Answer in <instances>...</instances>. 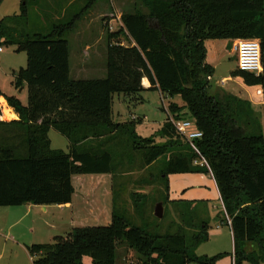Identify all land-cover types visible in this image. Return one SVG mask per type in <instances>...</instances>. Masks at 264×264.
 I'll use <instances>...</instances> for the list:
<instances>
[{
  "label": "trees",
  "instance_id": "obj_1",
  "mask_svg": "<svg viewBox=\"0 0 264 264\" xmlns=\"http://www.w3.org/2000/svg\"><path fill=\"white\" fill-rule=\"evenodd\" d=\"M38 2L23 0L21 14L0 22V42L26 52L28 63L14 74L16 89L27 87L26 106L0 89L19 117L4 118L0 102V207L69 204L73 176L110 174L113 212L110 226L75 227L52 244L28 247L33 264H118L120 247L137 253L134 264H216L225 253L197 255L210 241V203L169 199V176L181 173L213 176L235 264H264V123L249 100L213 90L215 69L206 58L208 41L259 40L261 75H232L264 93V0H141L108 33L105 78L87 80L70 76L68 35L88 7L48 31H33L30 7ZM144 78L148 90L184 104L170 103L169 118L149 138L136 132V121L119 124L112 115L113 96L138 97ZM171 117L193 121L203 137L191 145ZM53 130L67 139L68 153L52 149ZM133 171L147 173L143 187L163 186L159 202L174 209L179 223L150 220V195L139 192L131 194L136 216L129 214L115 182Z\"/></svg>",
  "mask_w": 264,
  "mask_h": 264
},
{
  "label": "rangeland",
  "instance_id": "obj_2",
  "mask_svg": "<svg viewBox=\"0 0 264 264\" xmlns=\"http://www.w3.org/2000/svg\"><path fill=\"white\" fill-rule=\"evenodd\" d=\"M51 1L53 4L50 7ZM140 1L141 0H93L88 5V0H40V4H38L37 8H34L33 5L30 7L32 15H30L29 18L28 28L32 30L33 26H39V15L45 20L46 23L48 22V25L51 27V24L54 22L63 19L68 21L69 18L72 17L71 15L77 14L82 9L88 7L86 8L87 11L85 12L82 19L84 30H86L89 33L88 35H91L92 37L101 38L102 33L104 34L102 41H95L99 50L97 51V56L93 59L97 66L102 69L104 68V59L102 57L106 53V38L108 33L116 32L121 26L120 20L122 15L126 13H133L136 8L141 6ZM21 4L22 2H18V0H4L0 6V22L7 15H13L15 12L21 14V11L18 9V6ZM144 11L146 12V10ZM64 13L66 16L62 17ZM56 16L59 18H55ZM37 27H34L33 31H36ZM41 27L42 25H40V28ZM82 29L83 28H81V30ZM45 30L46 29L44 28V31ZM213 41L227 43L225 46L222 43V47L219 44L214 45V47H217V50L214 49L213 51H211L212 47L210 44H208V46L206 45V50L209 52L210 57L212 58V55L215 56L214 61H217V64L215 65L216 72L213 81L211 82L214 88L213 90H215L217 87L226 93L235 94L242 99L249 100L250 102L253 100L254 102L252 103L255 106V110L261 114L262 122L264 123V93H262L261 87H248L241 78L232 75V72L234 73L235 71L239 70L237 68V57L232 52V42L229 44V42L226 40ZM213 41L209 42L212 43ZM120 42L128 45V42H126L124 39ZM0 49H2L0 50V89L2 93L8 97H12L17 94L18 99L24 101V104H26L27 87L24 86L23 91L20 93L21 88L16 89L14 78L15 73L20 72V70L25 69L28 66L26 52L19 51L16 45H9L3 42H0ZM230 52L232 53L230 54ZM74 77L75 76H72V78ZM88 77L91 79H96L101 78V75L96 74L93 76H87V78ZM87 78L83 77V79ZM113 97L114 100L112 106V115L114 122L125 124V122L136 121V132H138L142 138L156 136L159 133L158 131L161 129L163 123L169 118V114L166 112V110L168 109L170 103H176L178 106L184 105L180 98L178 100H169L161 95V93L148 89H144V91H142V93L135 98H129L118 94H115ZM4 116L7 118L5 112ZM49 135L50 139L52 140V149H59L68 153L69 143L65 137L57 133L55 130L51 131ZM156 143L162 144L163 139H156ZM146 174L147 173L144 171H133L132 173L126 174L125 176L116 180L115 187H117V189H123L122 199L126 202V205H128L127 208L129 214L133 217L136 215L134 206L131 203V194L133 192H139L140 194L150 195L149 215L150 220H152V216L155 217L156 206L158 203H161L159 201L162 200L161 193L163 186L154 184L152 186L146 185L143 187L141 182L146 177ZM202 176L208 178L209 182L203 181L201 179ZM106 177L108 179V183H110L112 180L113 186L112 175L108 174ZM169 178L170 200H200L202 198L200 196H205L208 198V200H210V217L213 213V216L211 217L212 230L210 229L212 233H210V241L201 245L197 251V255L200 257L201 255L213 257L219 255V253L222 252L225 253L224 258L220 259L216 264H233L234 261L231 255L233 253L232 250L234 238H232V234L227 223L220 221V218H225V215L223 213L224 211L222 210V202H220L218 186L215 184L214 179L203 173L173 174L170 175ZM102 188H105V192L107 191L106 196L108 195L109 190L112 191L113 189V187H111V183L108 187L107 185L103 184L101 186V189ZM198 200H195V202ZM163 206L164 215L160 221H163L164 225L166 226L172 222L179 223L178 215L175 213L174 209L169 204H163ZM3 209L5 208L0 207V211ZM167 211L169 212L168 214ZM13 217L14 216H12V218L10 217V219L5 217L0 219V254L2 251L5 253V257L0 261V264H32L31 262H27V258L22 255L23 248H18V244H16L14 241L15 239L13 240L10 237L5 239L4 235L7 234V230L2 225H5L6 222L13 223V221H15ZM94 222H91L92 226L94 224L105 225L104 220L98 221L97 223ZM219 226L220 228L218 229ZM19 228H21V226L16 228V231L14 230L15 235H19V231H17ZM65 228L66 226L62 229L64 230ZM63 230H61L60 233H56L57 231L54 229L44 227L41 229L38 228V241L39 243L43 244H52V236L56 237L58 234L67 236L72 232V230L69 231V229L66 231ZM118 254V264H134L138 261V255L133 250H127L126 248L120 247L118 249ZM87 264L91 263L88 262ZM243 264L251 263L246 261Z\"/></svg>",
  "mask_w": 264,
  "mask_h": 264
},
{
  "label": "crops",
  "instance_id": "obj_3",
  "mask_svg": "<svg viewBox=\"0 0 264 264\" xmlns=\"http://www.w3.org/2000/svg\"><path fill=\"white\" fill-rule=\"evenodd\" d=\"M22 1L23 0H18V2H22ZM76 1H79V0H76ZM38 4H40V2H38ZM38 4L33 7L37 8ZM52 4L53 3L51 1L50 7L52 6ZM20 7L21 5L18 6V9L21 11ZM83 10L84 9H82L81 11ZM13 15H19V14L15 12L13 13ZM13 15H7L6 17H4V19L7 17H13ZM30 15H32L31 11H30ZM64 16H66L65 13L63 14L62 17ZM38 17H39L38 19L39 26L38 27L37 25L33 26V29L34 27H37L36 30H44V28L47 31L50 30V26L48 25V22L46 23L45 20L40 17V15ZM55 18H59V17L56 16ZM82 22L83 20L80 21L77 24L79 26H77V28L73 32L69 33L68 35V42L70 43V55H69L70 76L71 78L72 76H75L74 78H72L74 80H87V79H91L89 77L87 78V76H93V75L98 74V75H101V78H97V79H103L105 78V76H102V75H106V72H107L106 53H107V49L109 45L108 39L106 38V42H107L106 43V53L102 57L104 59V63H103L104 68L101 69L97 66V64L95 63V61H93V59L97 56L98 54L97 51L99 50L98 46L96 45L97 43L95 41L97 42L102 41L104 38L103 37L104 34L102 33L101 38L92 37L91 35H88L89 33L86 30H84V25ZM40 25H42L41 28H40ZM81 28L83 29L81 30ZM228 42L229 44H231V42L233 41L231 42L228 41ZM222 43L224 44V46L227 44L226 42H214L213 41L212 43H210L208 41L206 45L208 46V44H210V46L212 47L211 51H213L214 49L217 50V47H214V45L219 44L222 47L223 45ZM207 53H208L206 56L207 61L215 69V72H216L215 65L217 64V61H214L215 56L212 55V58H211L209 52ZM231 53L232 52H230V54ZM82 76L87 79H83ZM149 86H150L149 80L147 78H144L143 87L145 89H148ZM23 89L24 88H21L20 93L21 91H23ZM15 96L17 97L18 95L15 94L13 97ZM0 100L2 102V107L6 105L8 106V109L11 110V112L8 115L5 113L7 118L6 117L4 118H6L8 121L18 120L19 117L17 116V114H15L14 110L10 108V106L7 103V100H5V97H1ZM21 102L23 103V105L26 106L28 103V99H27L26 104H24V101L22 100ZM252 102L254 101L252 100ZM4 112H5V108L3 109V113ZM51 146H52V140H51ZM56 150H59V149H56ZM207 176L213 178L211 174ZM201 179L205 182H209L208 178L204 176H202ZM72 183H73V187L75 188V192L73 195L72 202L69 204L55 205V206H40V205L33 206V205L28 204V205L19 206L18 208L4 207L5 209L0 211V219L3 217L10 219V217L12 218V216H14L13 219L15 221H13V223L6 222L5 225H2L7 230V234L4 236H5V239H8L9 237L13 240L15 239L14 241L16 242V244H18L17 245L18 248L19 249L23 248L22 255H24L27 258L26 259L27 262H31L32 264L34 263L33 259L31 258L28 252V247L33 246V245L43 244V243H39L38 241L39 240L38 235H37L38 228L41 229L44 227V228L54 229L55 231H57L56 233H60V231L63 230L62 228L65 226L66 228L63 231H66L67 229L71 231L75 227L92 226L91 224L92 221L93 222L95 221L94 223H97L98 221H103V220L105 221V225L94 224L93 226H110L109 223H111L110 219H112V212H113V206H112L113 189L112 191L109 190V193L106 196L107 191L106 192L104 191L105 188L101 189V186L105 184L108 187L109 184L111 183V187H112V180L110 183H108V179L106 175H97V174L75 175L73 176ZM200 197H202L200 200L191 199L189 201L198 200L197 202L207 201L209 203L210 200H208V198H206L205 196H200ZM182 200H185V199H181L179 201H182ZM222 210L224 211L223 203H222ZM212 214H211V217L213 216ZM19 226H21V228L17 230L19 231L18 233L19 235H15L14 230L16 231V228H18ZM219 228L220 226L218 227V229ZM211 230H210V233H212ZM57 236H62V235L58 234ZM54 238L55 236L54 237L52 236V239ZM233 242H234V239H233ZM233 251H234V244H233L232 252ZM4 257H5V253L4 251H2V253L0 254V261L3 260ZM86 262L88 263L90 261L86 260Z\"/></svg>",
  "mask_w": 264,
  "mask_h": 264
},
{
  "label": "built area",
  "instance_id": "obj_4",
  "mask_svg": "<svg viewBox=\"0 0 264 264\" xmlns=\"http://www.w3.org/2000/svg\"><path fill=\"white\" fill-rule=\"evenodd\" d=\"M2 50V49H0ZM232 52L237 57V68L245 73H251L260 76L263 72L262 66V56H261V42L256 39L250 40H234L232 42ZM212 82L213 78H209ZM2 107V102H1ZM5 106L2 107L4 109ZM135 120V119H134ZM171 123L174 125L176 130L184 137L186 140L193 145L194 141L201 139L203 133L197 130L195 124L191 120H179L176 121L171 117ZM195 165H205V162H195ZM233 257V264H235V257Z\"/></svg>",
  "mask_w": 264,
  "mask_h": 264
},
{
  "label": "water",
  "instance_id": "obj_5",
  "mask_svg": "<svg viewBox=\"0 0 264 264\" xmlns=\"http://www.w3.org/2000/svg\"><path fill=\"white\" fill-rule=\"evenodd\" d=\"M164 215V206L161 203H158L155 209V217L161 220Z\"/></svg>",
  "mask_w": 264,
  "mask_h": 264
},
{
  "label": "bare ground",
  "instance_id": "obj_6",
  "mask_svg": "<svg viewBox=\"0 0 264 264\" xmlns=\"http://www.w3.org/2000/svg\"><path fill=\"white\" fill-rule=\"evenodd\" d=\"M11 112V110L8 109V106L5 105V113L8 115Z\"/></svg>",
  "mask_w": 264,
  "mask_h": 264
}]
</instances>
